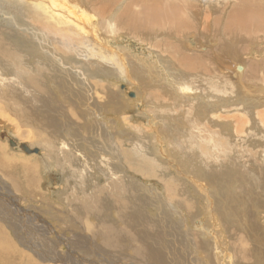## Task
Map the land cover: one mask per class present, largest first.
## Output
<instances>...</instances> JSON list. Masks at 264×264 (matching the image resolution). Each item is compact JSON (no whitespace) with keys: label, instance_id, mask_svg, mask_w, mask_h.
<instances>
[{"label":"rangeland","instance_id":"1","mask_svg":"<svg viewBox=\"0 0 264 264\" xmlns=\"http://www.w3.org/2000/svg\"><path fill=\"white\" fill-rule=\"evenodd\" d=\"M70 1L77 2L78 6L80 4L85 5L90 11H93L95 8L94 3H97V0ZM129 1L118 0L116 6L112 8L114 15L123 11ZM186 1L197 3V0ZM213 2H216V10L219 12L221 5L217 0H213L212 4ZM0 9V38L3 39L1 43L6 41L10 43L8 48L12 49L10 47L12 46L18 55V58L8 66L0 62L1 93L6 90L9 84H14L11 88L16 86L19 88L22 83L20 79L21 83H17V85L11 82L16 79V75L19 76L25 69L27 74L26 76L23 74V76L25 78L30 77L29 58L33 61L40 55H45L50 64L52 63L54 70L59 68V64L51 61L50 57L52 54L45 53L44 51L46 50L37 53V49L30 48L34 40L29 37L28 30L26 31V36L20 35L24 33L22 32L25 29L23 26L24 22L26 24V20L22 18L23 11L20 6L9 3L8 0H0ZM8 17H11L10 22ZM95 17V21L101 29L100 33L102 34L103 42L107 44L106 48L116 50L118 47L124 46L133 57L148 53L147 49H149V46L146 43L142 42V46L137 44L136 40L127 37V32L115 26L114 23L108 26L106 20L108 21L109 19L105 20L101 14L95 13ZM29 28L31 27L27 29ZM1 30H5L6 33L5 31L2 33ZM7 30H13L15 38L12 39L14 42L6 39ZM22 38L26 39L23 41L21 40ZM187 42L192 44L190 46L192 49H197L198 44L191 38ZM203 44L205 45L206 43L203 42ZM237 44L235 47L238 48L239 53L244 49L246 51L245 54L240 56L241 59H260L258 52L255 51L257 47H259L258 50L262 49L264 53V44L255 45L247 37L240 38ZM55 48L58 50L60 45L56 44ZM57 52L61 53L60 51ZM22 53L26 54V56H23ZM248 53H251V55H247ZM25 57L28 60H25ZM152 57L154 61L150 60V63H136L138 68L141 67L142 69L152 64L153 68L150 66L152 70L147 69L149 74H151L147 82H145L146 78H142V76L140 77L142 81L135 80L130 82L125 77L121 79L117 76L104 75L93 69L86 71L72 62L71 69L74 72L73 74L72 70L68 73H61L59 70L57 74L53 72L51 75L48 72L45 73L44 86L47 90L46 94L54 97L52 104L61 105L63 104L62 102H67L66 100L70 98L72 100L87 99V95L83 90L81 92L84 94L80 95L79 99L75 96V91L78 90L81 84L76 77V73L80 74L79 71L86 84L94 82L97 85L95 88H91L90 92L94 104H89V102L87 104V106L91 105V108H95L93 111L94 116H91L90 112L92 111L89 110V115H80L79 111L75 113L77 122L81 124L75 126L74 129L62 131L65 132L66 136L68 134L67 137H69L70 141H67V145H62V139H57L54 142L56 144L53 143L50 147L53 157L51 155L46 156V150L40 145L42 139L39 137L38 132V129H40L39 119H35L32 113L25 115L26 117L30 116L33 120L24 119L22 112L5 111L0 106V157L5 158L7 163H11V160L16 161L14 163L20 165L22 163H28L32 166L36 165L32 171L38 173L40 178V183L37 184L35 190H26L22 195L20 193L17 194L16 191V193L14 192V187L16 186L13 180L12 183L10 178L4 175L6 171L0 165V193L17 194L20 198V201H17V205H20L25 210L28 209L26 212L31 220H35L38 215L47 220L48 223L51 224L52 222L55 225V229L66 234L65 237L69 238L70 242L73 243L74 251L77 250L79 244L72 240L71 236L73 231H77L79 237H83L82 247L84 249L93 248L95 253H112L115 255L116 252H122L123 255L120 257H111L114 262L123 263L124 261H130L131 264H157L156 262L158 261L160 264H167V262L169 264H214L215 261L208 260L210 257L206 256V254L210 253L209 244L206 250L198 249L196 251L192 242L193 238L188 237L189 234L195 236L196 232H200L205 236L204 239L206 241H215L217 243L218 256L223 252L229 253L232 256V264H239L233 257L234 244L238 239L250 247V257L247 264H262L264 262V190L260 187L249 186L246 191L250 195L246 198V195L241 194L242 191H240L239 186L245 185L246 181L242 182L244 176L246 179L250 176V180L253 183H256L257 179L260 178L264 180V165L261 161V156L264 155V147L261 149V154L257 159L255 158L257 149L252 148L253 145L245 141H233L237 147L234 154L231 146L222 145L219 142V137L223 135L219 133L218 139L215 138L216 143H218V154H213L214 159H218L216 161L219 165L218 170L212 175L217 168L215 165H210L203 169L201 163L197 162V156L200 155L198 151L204 150L207 157L211 158L212 150L208 146L211 145V142L208 141L202 144V134H200L199 130H196V127H192L195 125L194 122L188 121L190 119L186 114L188 113L186 110L188 102L184 99V96H182L183 98H178L169 89H164V85H166L164 75L166 74L168 80L171 79L170 71H165L166 67H170L168 66L169 61L160 58L166 65L161 66L159 69H154L156 67L154 64L156 58L154 54ZM144 58L146 57L144 56ZM129 61L134 60L131 59ZM46 67L47 65L43 64L42 69ZM67 68L64 66V69ZM67 77H70V79L68 80ZM178 78L179 82L188 84L186 77L183 79L179 74ZM153 87H158L159 89L157 94L162 99L160 104L147 98L148 94H152L150 92H152L151 88ZM173 92H175V89ZM4 96L8 98V100L6 98L3 99L7 104L2 103L1 97L0 103L8 105V108H12V106L22 108L18 96L7 94V92ZM213 97L217 101L219 100L214 93ZM193 104L198 106V108L199 105H202L199 101ZM48 107H50V104ZM153 109H155L154 112ZM189 114L193 118L195 117L194 119H199L196 112ZM88 116L91 117L89 120ZM171 116L176 118H169ZM148 124L156 128L160 134L159 136L151 134L153 140H156L153 144V140L146 135V133L150 134V131L146 133L142 131V129H147ZM8 138L12 139L17 145H26L30 149H37L38 152L34 154L25 153L20 149L16 150L10 146ZM74 139L78 141L75 147L72 144L75 142ZM243 142L245 145L241 147ZM68 144L72 145L69 147ZM132 145L138 146H135V148ZM158 147L162 149L163 154L160 155L159 153L157 155L155 153V156H151L149 151L153 154V149L156 150ZM169 150L176 155V161L173 162L172 166L167 163L166 158ZM238 150L245 156L248 154L253 156L250 159L253 166L252 170L248 168L250 162L241 163L244 159ZM66 152L69 154L67 157L65 155ZM75 153L76 158L78 153L79 155L81 154L82 163L73 159ZM254 158L256 161H253ZM102 161L108 165H103ZM109 165L114 166L116 171L113 172L111 168H106L107 166L110 167ZM106 169L107 173L117 175L116 177L120 178L121 185L118 188H121V191H118L117 187L113 188L105 184V182L109 183L111 181V177L109 178L105 174ZM183 170L187 171V175L197 178L198 181L201 180V177L202 179L205 178L204 184L215 207L213 208V213L216 216V222L213 226H211L207 215L194 218L193 215L196 210H199V205L206 206L205 201H203L204 194L199 189L194 188L190 179H184L179 174V171L183 172ZM89 184L90 188H88ZM172 184H176L180 190L185 191L181 193L185 194L190 203L194 205L192 217L188 216L182 202L183 198L181 199L178 194L168 196L167 190ZM256 184L258 185V182ZM20 185L22 186V184ZM259 185L264 186V181ZM92 187L99 188L94 192ZM236 187H238V191L235 190ZM109 189H114V192ZM90 190L93 194L92 201H90ZM227 190H229V194L224 197L223 192ZM239 191L241 193L238 194ZM232 192L236 194L233 195ZM78 200L81 202L79 205L76 203ZM11 201L16 202L15 200ZM121 202L126 203L121 206ZM153 202L159 207L156 208ZM0 203H5L9 206L3 198H0ZM169 205H174L178 209V214H175V211L173 213L168 210ZM11 207L12 205H10ZM11 209L16 211L15 207ZM77 215L84 216L80 220L82 224L74 221ZM224 216L230 218L231 223L229 225L225 224ZM12 217V226H9L11 229L8 232L11 236L19 235L20 238L22 235L21 231H19L21 220L17 216L12 215ZM234 217L236 218L234 219ZM75 226H77L76 229ZM4 229L7 230L5 227ZM80 231L84 234H81ZM108 232L113 233V237H116V240L110 245L102 243V237L96 238L95 236L96 233ZM122 233H128L133 237L122 236ZM85 235L87 236L86 239ZM11 240L15 241L18 239L12 238ZM201 240L202 238L199 237L197 241ZM25 242L28 245H24ZM141 242L148 245V255L151 256V259L146 260L140 254L143 250L137 251V248H134V246H139ZM157 242L167 248V255L155 252V246L152 243L157 244ZM30 243L32 242L25 240L22 245V241H20V246L18 247L26 251L28 256L35 262L43 264L40 259L33 255L34 252L31 248V246H37L39 243L34 242L31 245ZM59 244L61 246L59 248L64 250V245L66 244ZM192 257H195V260L191 261ZM199 257H203L205 260L208 258L207 263L198 262ZM197 259L198 261H196ZM46 263L53 264L49 261ZM104 263H107L106 258ZM79 264H82L81 261Z\"/></svg>","mask_w":264,"mask_h":264},{"label":"bare ground","instance_id":"2","mask_svg":"<svg viewBox=\"0 0 264 264\" xmlns=\"http://www.w3.org/2000/svg\"><path fill=\"white\" fill-rule=\"evenodd\" d=\"M8 1L9 3L17 4L23 11L22 18L26 20V24L24 22L23 26L25 29L22 31L24 33L20 35H23V37L26 36V31L28 30L29 37L31 40H34L30 48L37 49V53L46 50L44 51L45 53L52 54L50 57L51 61L59 64V68L54 70L52 63L50 64L46 59L47 56L45 58V55H40V57L35 58V60H33L34 62L29 58L30 77L25 78L23 76V74L25 76L27 74V70L25 69L19 76L16 75V79L11 82L16 85L22 82L21 86L19 85V88H17V86L11 88L14 84H9L5 90L7 94L18 96L22 108L17 106L8 108V105H3L2 103L7 104L3 100L6 98V96H4L6 92L0 93V97L2 98L0 106L3 110L20 111L24 119L27 118L30 120L33 119L30 116L26 117L25 114L32 113L35 119H39L40 129H38V132L39 137L42 139L40 145L46 150V156L51 155V157H53L50 147L57 139H62V145H67V141H70L69 137H67L68 134L66 136L65 132L62 131L74 129L75 126L81 124L77 122L75 113L79 111L80 115L88 114L89 110L92 111L90 112L91 116H94L93 111L95 108H91V105L87 106V104L88 102L89 104H94L90 92L91 88L97 86L94 82L86 84L79 71L80 74L76 73V77L81 84L78 90L75 91V96L78 98L85 93L87 99L81 98L80 100H72L70 98L66 100L68 103L64 101L65 103L62 102L63 104L61 105L52 104L54 102V97L46 94L47 90L44 86L46 72L50 75L53 72L57 74L59 70L61 73H68L72 70V62L86 71L93 69L104 75L117 76L121 79L125 77L130 82H134L135 80L142 81L140 78L142 76V78H146L145 82H147L151 75L148 70H152V64L142 69L141 67L138 68L136 63H150V60L154 61L152 57L154 54L156 58V62H154L156 67L154 69H159L161 66L166 65L160 58L169 61L168 66L170 67H166L165 71H170L171 79L168 80L166 74L164 75V81L166 83L164 89H169V91L172 94L175 93L178 98H183L182 96H184V99L188 102V104L186 103V110L188 112L186 114L190 118L188 121L191 123L194 122L195 125L192 127H196V130H199L200 134H202V144L208 141L211 142V145H208L212 150L211 158L207 157L204 150L198 151L200 155L197 156V162L201 163L203 169L204 167L215 165L217 168L212 175L218 170L219 165L216 163L218 159L215 160L213 154H218V143H216L215 138L218 139L219 133L223 134L219 137V142L222 145L231 146L234 154L236 153L235 149H237V147L233 141H245L253 145L252 148L257 149L255 158H259L261 154L260 151L264 147V53L262 49L258 50L259 47H257L255 51L258 52L261 57L260 59H241L240 56L245 54L246 51L244 49L239 53L238 48L235 46L238 45V40L242 37L251 39V42L255 45L258 44V46L260 43L264 44V0H217L221 5V10L219 12L216 10V2L212 4L213 0H197V3L194 1L188 2L186 0H130L124 10L117 15H114L112 8L116 6L118 0H97V3H94L95 8L93 11L88 10L83 4L78 6L76 4L77 2L75 3L70 0ZM95 13L101 14L105 20L109 19L108 21L106 20L108 26L114 23L118 28L125 30V32H127L126 36L136 40L137 44L142 46V42L146 43L149 46V49H147L148 53L146 55L142 54L141 56L133 57L124 46L118 47L116 50L106 48L107 44L103 42L100 26L95 21ZM10 18L8 17L9 22L11 21ZM28 27L31 28L27 29ZM4 31L5 30H3L2 33H4ZM12 31L7 30L6 39L14 42L13 39L15 36ZM189 38L198 44L196 47L197 49H192L190 47L192 44L187 42ZM25 39L26 38H22L21 40L24 41ZM2 40L3 39L0 38V62L8 66L18 58V55L12 46H10L12 49L8 48V44L10 43L5 39L6 42L1 43ZM203 42L206 44L204 45ZM56 44L60 45L58 50L55 48ZM22 55L26 56L24 53H22ZM247 55L250 56L251 53ZM144 56L146 58H144ZM131 59L134 61L130 62L129 60ZM25 60H28V58L25 57ZM43 64H46L47 67L42 69ZM64 66L68 68L64 69ZM73 73L72 70V74ZM179 74L183 79L186 77L188 84L179 82ZM67 79L69 80L70 77H67ZM151 89L152 92L150 93L152 94H148L147 98L160 104L162 99H160V96L157 94L159 91L158 87H153ZM174 89L175 92H173ZM81 90H83L84 93H82ZM176 90H178V92H176ZM213 93L219 99L218 101L213 97ZM6 100H8V98H6ZM197 101L202 103V105H199V108L193 104ZM248 101L250 102L246 103ZM49 104L50 107H48ZM154 111L155 109H153V112ZM193 112L198 114L199 119H194L195 117L193 118L192 115L189 114ZM54 113H56V115H54ZM90 118L91 117L88 116V120ZM169 118L175 119L176 117L174 118V116H171ZM142 131L144 133L150 131V134L146 133V135L152 140L151 134L160 135L158 130L150 124L147 125L146 130L142 129ZM213 135L215 136L213 137ZM154 138L156 139L155 136ZM154 141L156 140H153L152 144ZM77 142L78 141L75 140V142L72 143L74 147ZM72 144H68L69 147ZM244 145L245 143L243 142L241 147ZM14 148L18 150V145L16 144ZM191 148L195 149L193 147ZM78 152L81 153L80 151ZM79 153L77 158L75 153L73 159L76 162L82 163L81 154L79 155ZM149 153L151 156H155V153L157 155L159 153L160 155L163 154L162 149L159 147L156 150L153 149V154L150 151ZM239 154L244 159L241 163H249L250 159L253 157L249 154L245 156L241 151H239ZM65 155L66 157L69 156L67 152ZM166 158L167 163L171 166L173 162L176 161V155L171 150L167 151ZM255 158L253 161H256ZM263 158L264 155L261 156V161L264 165ZM10 162L11 163H7L5 158H2V156L0 157V165L6 171L4 175H7L11 182L13 180L16 186L14 187V192L16 191L17 194L20 193L22 195L26 190H35L37 184L40 183L38 173L32 171V169H35L36 165L32 166L28 163H22L20 165L14 163L16 161L11 160ZM18 163H20V161H18ZM102 163H104L103 165H108L103 161ZM251 163L252 161L248 165L249 170L253 169ZM109 166L110 167L107 166L106 168H111L113 172L116 171L114 166ZM183 172L179 171V174H181L184 179H190L194 188L199 189L204 194L203 201H205L206 206L199 205V210H196L193 215L194 218H197L196 216L207 215L211 222V226H213L216 222V216L213 213V208L215 207L204 184L205 178L202 179L200 176L202 181H198L197 178L187 175V171L183 170ZM105 174L109 178L111 177V181L109 183L105 182V184L113 188L117 187L118 191H121V188H118L121 185L120 178H117V175L107 173V169ZM20 178L22 179L18 180ZM250 179V176H248L247 179L244 176L242 182L246 181V183L244 186H239L242 193L239 191L238 194H244L246 198L250 195L246 191L249 186L260 187L264 190V186L259 185L264 181L263 179H257L258 185L256 184L257 182L253 183ZM20 184H22V186ZM105 184L103 183V185ZM88 188H90V184ZM98 188L99 187H92V191L95 192ZM1 189L3 188L1 187ZM106 189L108 188L106 187ZM168 189V196L178 194L181 199L183 198L182 202L187 210L188 216L192 217L194 205L190 203L185 194L181 193L185 191L180 190L176 184H172ZM109 190L114 192V189ZM235 190L238 191V187H236ZM169 192L171 193L169 194ZM17 194L8 195L7 193H0V198H3L6 203L9 204V206H7L5 203H0V264H39L29 257L26 251L18 247L20 246V241H22L23 245V241L25 240L32 242L30 245L34 242L39 243L37 246H31V248L34 252L33 255L40 259L43 264H47V261L53 264H79L80 261L82 264H131L130 261H124L122 263L118 261L114 262V260L111 259V257L115 258L122 256V252H116L115 255L112 253H95V251H93L95 249L93 248L84 249L82 247V242L84 241L83 237H79L77 231H73V235L71 236V239L79 244L77 250L74 251L73 243L70 242L69 238L65 237L66 234L55 229V225L52 222L51 224L48 223L47 220L37 214L35 220H31L29 214L26 212L28 209L25 210L20 205H17V201H20ZM228 194L229 190L223 192L224 197H227ZM232 194L234 195L236 193L232 192ZM89 195L91 196L90 201H92L93 194L91 190ZM11 200H15L16 202ZM76 203L79 205L81 202L78 200ZM121 203V206H123L126 202ZM153 204L155 203L153 202ZM10 205H12L11 208L15 207L16 211L11 209ZM155 206L156 208L159 207L156 204ZM168 210L173 213L175 211V214H178V209L174 205H169ZM12 215L17 216L18 219L21 220L19 231H21L22 235L20 234V238L19 235L14 237L8 232V230L11 229L9 226H12ZM242 216L244 215L242 214ZM83 218L84 216L77 215L74 221L80 223V220ZM235 218L236 217H234V219ZM224 219L225 224L227 223V225H229L231 223L230 218L224 216ZM22 220H24L23 223ZM4 227L7 228V230H5ZM76 227L77 226H75V229ZM80 233L84 234L81 231ZM124 235L133 237L128 233H122V236ZM95 236L96 238L102 237V243H107L108 245L116 240V237H113V233L110 232L96 233ZM86 237L85 235V239ZM188 237L193 238L192 242L194 243L193 246L196 251H198V249L206 250L209 244L210 253L206 254V256L210 258H206L205 260L203 257H199V261L198 259L196 261L207 263V259H211V261H215L214 264H232V256L229 253L226 254V252H223L219 256L217 255L218 245L215 241H206L204 239L205 236L200 232H196L195 236L189 234ZM199 237L202 238L201 241H197ZM12 238L18 240H11ZM59 243L66 244L64 245V250L59 248L61 247ZM141 244L139 246H134V248H137V251L143 250L140 254L146 260L151 259V256L148 255V245L144 242H141ZM24 245H28V243L25 242ZM152 245L155 246V252H161L163 255L168 254L167 248L160 243H152ZM196 257H198V255H196ZM233 257L239 264H247L250 257V247L244 244L242 240L238 239L234 244ZM105 258L107 263H104ZM194 258L192 257L191 261L195 260ZM156 263L160 264L158 261ZM167 264L169 263L167 262ZM262 264H264V262Z\"/></svg>","mask_w":264,"mask_h":264},{"label":"water","instance_id":"3","mask_svg":"<svg viewBox=\"0 0 264 264\" xmlns=\"http://www.w3.org/2000/svg\"><path fill=\"white\" fill-rule=\"evenodd\" d=\"M9 144L12 147H15V145H16L12 140H9ZM18 149H21L25 153H34V154H36L38 152L37 149H29L26 145H18Z\"/></svg>","mask_w":264,"mask_h":264}]
</instances>
